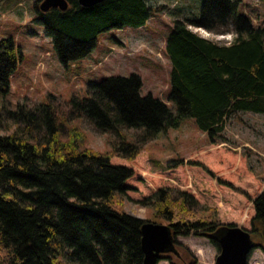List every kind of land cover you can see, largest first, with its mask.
<instances>
[{"label":"trees","instance_id":"16d2710c","mask_svg":"<svg viewBox=\"0 0 264 264\" xmlns=\"http://www.w3.org/2000/svg\"><path fill=\"white\" fill-rule=\"evenodd\" d=\"M241 1L204 0L198 17L173 21L165 39L170 63L167 102L150 93L141 95V79L135 73L107 76L89 85L88 96L70 99L71 113L101 132L118 135L111 152L77 150L60 142L52 100L30 107L18 102L10 108L7 94L20 51L12 37L0 39V127L4 120L13 125L10 132H0V264H142L141 226L150 219L111 204L113 194L129 191L133 160L141 150L138 141L176 128L189 116L209 144H219L226 139L231 116L245 111L264 114V24L256 26L241 13ZM67 2L65 10L46 12L35 4L37 20L63 64L87 56L100 33L141 27L152 12L146 0H102L91 6ZM189 25L215 33L233 30L235 36L221 43ZM131 128L140 130L137 141L120 137L123 129ZM73 132L80 139V133ZM182 163L178 159L165 169ZM189 163L216 177L204 163ZM228 186L248 197L244 189ZM137 202L170 227L172 247L160 259L171 264H176L169 256L176 254L175 235L203 236L220 250V234L235 225L221 222L215 207L178 188H158ZM251 204L250 236L264 240V188ZM258 246L264 251L263 244Z\"/></svg>","mask_w":264,"mask_h":264},{"label":"rangeland","instance_id":"374dc122","mask_svg":"<svg viewBox=\"0 0 264 264\" xmlns=\"http://www.w3.org/2000/svg\"><path fill=\"white\" fill-rule=\"evenodd\" d=\"M203 1L146 0L152 12L142 27L123 26L102 32L87 56L63 64L52 38L37 20L38 0H0V39L12 37L20 51L10 77L8 105L15 108L18 102H25L30 107L52 100L58 115L60 142L77 150L113 151L119 142L118 135L101 132L85 118L71 113L70 99L88 96L89 85L107 76L135 73L141 79V95L150 93L167 102L170 63L165 53L166 36L175 19L198 17ZM238 10L256 26L264 24V0H242ZM189 28L226 44L235 36L233 30L215 33L192 25ZM3 124L1 133L13 129L9 120ZM74 130L80 133V139L73 134ZM139 135L140 130L131 128L123 129L120 137L131 142L137 141ZM224 135V142L209 144L194 119L186 116L176 128L161 131L148 141H138L141 150L133 160L135 174L129 181V191L113 194L111 204L134 216L167 225L161 218L154 219L151 208L141 206L137 200L161 187L178 188L192 193L201 204L215 207L221 222L250 230L254 214L251 198L264 188V114L236 113L226 121ZM178 159L183 163L165 169ZM190 161L207 165L221 182ZM228 183L244 189L248 197L235 192ZM175 239L176 254L169 255L174 263L215 264L219 250L208 238L178 234ZM252 241L257 246L248 255V264H264V251L258 246L264 245L263 238L255 235ZM157 264L171 262L163 258Z\"/></svg>","mask_w":264,"mask_h":264},{"label":"water","instance_id":"95a60500","mask_svg":"<svg viewBox=\"0 0 264 264\" xmlns=\"http://www.w3.org/2000/svg\"><path fill=\"white\" fill-rule=\"evenodd\" d=\"M82 6H91L102 0H77ZM67 0H39L37 9L46 12L51 8L65 10ZM173 234L169 226L145 221L141 226L142 264H157L163 253L172 247ZM220 247L215 264H248L252 249L249 230L239 226H229L218 238Z\"/></svg>","mask_w":264,"mask_h":264},{"label":"crops","instance_id":"0c3cea01","mask_svg":"<svg viewBox=\"0 0 264 264\" xmlns=\"http://www.w3.org/2000/svg\"><path fill=\"white\" fill-rule=\"evenodd\" d=\"M142 27V26H141ZM137 28H139V27H137Z\"/></svg>","mask_w":264,"mask_h":264}]
</instances>
